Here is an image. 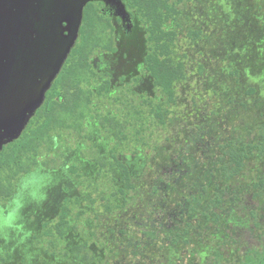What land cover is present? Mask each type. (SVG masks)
I'll return each mask as SVG.
<instances>
[{"label":"rangeland","instance_id":"374dc122","mask_svg":"<svg viewBox=\"0 0 264 264\" xmlns=\"http://www.w3.org/2000/svg\"><path fill=\"white\" fill-rule=\"evenodd\" d=\"M215 1L226 19L216 18L210 44H194L182 33L174 47L185 79L175 86L164 125L151 116L145 128L135 124V143L124 156L140 155L146 164L126 202L105 188L109 177L98 178L93 182L104 193L72 208V229L62 240L32 243L38 249L31 256L2 264H242L247 254L264 250V154L249 156L232 179L225 173L228 148L258 143L264 123V0ZM142 50L130 46L127 53L138 59ZM88 174L94 177L92 169ZM28 188L29 204L8 222L0 217V226L30 229L55 201L51 184ZM76 246L80 251L72 252Z\"/></svg>","mask_w":264,"mask_h":264},{"label":"flooded vegetation","instance_id":"af4514ba","mask_svg":"<svg viewBox=\"0 0 264 264\" xmlns=\"http://www.w3.org/2000/svg\"><path fill=\"white\" fill-rule=\"evenodd\" d=\"M216 4L215 0H0V99L31 84L16 110L26 121L24 126L10 136L0 126V154L13 143L19 148L17 174L3 172L1 187L9 197L0 198V217L10 221L31 201L28 187L38 181L40 187L51 184L49 190H57L53 204L31 223L33 228L24 229L17 222L0 226L1 236L6 235L0 264L31 256L38 249L32 243L47 240L52 246L55 238L62 240L72 229V208L89 201L87 195L104 193L94 180L107 176L111 183L105 188L112 194L124 193L125 170L130 184L126 192L134 190L145 158L133 154L129 160L124 151L135 143V124L145 128L156 105L160 111L166 109V97L153 84L146 56L151 46H178L182 33L190 34L194 44L204 40L210 44L216 18L226 19V9L219 14ZM130 46H143L141 58H130ZM71 66L83 67L81 74H72ZM62 115H70L77 125L71 126ZM88 151L96 153L94 159L83 154ZM90 169L94 177L88 174ZM64 209L68 214L61 220Z\"/></svg>","mask_w":264,"mask_h":264},{"label":"trees","instance_id":"16d2710c","mask_svg":"<svg viewBox=\"0 0 264 264\" xmlns=\"http://www.w3.org/2000/svg\"><path fill=\"white\" fill-rule=\"evenodd\" d=\"M153 37L158 39V36ZM174 47L175 46H151L150 53L146 56V63L148 65V71L152 78L153 84L157 87H160L166 97V109H162V111H160V105H156L155 109L153 110H156V108L157 110L151 115L152 122L157 125H164V117L168 115L169 107L174 105L176 101L175 86L185 79L184 65L183 63L177 62L174 58ZM86 50V53L88 55L91 51L89 47H87ZM82 68L83 67L79 68L78 66H71V73L74 75H79L82 72ZM253 92V90H249V94H252ZM151 107H154V105H151ZM140 132L141 131H139V133ZM258 135L259 141L256 144H245L238 147L231 146L230 148H228L229 165L225 171L227 179H232L242 171L244 161L249 156L253 154L262 156L264 154V123L258 129ZM18 151L19 148L14 143L12 146H10L8 149H5L0 154V198L9 197V193H6L2 190V177L3 172L5 171L12 172V177H15V175L17 174V161L19 159H17ZM122 182L125 192H120L116 195H120L122 197V200L126 202L128 194V192L126 191L128 187H130V184H128L129 178L125 170ZM87 199L91 203H94V201L90 199V195H87ZM66 214H68V211L64 209L61 215V220H64ZM61 229H63L62 226ZM63 234L64 231L60 235L63 236ZM79 249V246H76L72 249V252L79 251ZM73 256L75 258L77 257L75 254H73ZM242 264H264V250L262 252H253L247 254Z\"/></svg>","mask_w":264,"mask_h":264},{"label":"water","instance_id":"95a60500","mask_svg":"<svg viewBox=\"0 0 264 264\" xmlns=\"http://www.w3.org/2000/svg\"><path fill=\"white\" fill-rule=\"evenodd\" d=\"M84 1V3L89 0H77V2ZM83 7L80 9V14ZM26 75L23 76V79ZM31 84L27 83L19 87L18 91L14 93L13 96L0 99V126L7 129V135H12L15 129H18L20 125L24 126L25 120H22L20 114H16V110L20 105L21 100L26 97L31 90ZM1 135V133H0Z\"/></svg>","mask_w":264,"mask_h":264}]
</instances>
